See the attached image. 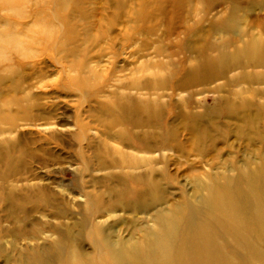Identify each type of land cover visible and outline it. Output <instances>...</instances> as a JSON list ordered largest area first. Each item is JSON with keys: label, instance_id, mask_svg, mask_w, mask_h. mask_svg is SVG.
I'll list each match as a JSON object with an SVG mask.
<instances>
[{"label": "rangeland", "instance_id": "obj_1", "mask_svg": "<svg viewBox=\"0 0 264 264\" xmlns=\"http://www.w3.org/2000/svg\"><path fill=\"white\" fill-rule=\"evenodd\" d=\"M261 60L264 0H0V264H158L264 175Z\"/></svg>", "mask_w": 264, "mask_h": 264}, {"label": "bare ground", "instance_id": "obj_2", "mask_svg": "<svg viewBox=\"0 0 264 264\" xmlns=\"http://www.w3.org/2000/svg\"><path fill=\"white\" fill-rule=\"evenodd\" d=\"M258 65L264 66V60ZM218 195L207 214L188 212L180 228L167 223L162 225L165 235L162 242H157L158 264L239 263L235 262V254L239 252L230 249V244L249 254L248 264L254 259H264V175L247 186L220 187ZM248 195L254 197V201L247 199ZM97 230L102 233L101 228ZM221 234L230 236L229 244L221 240ZM65 244V238L61 236L51 253L38 255L29 264H79L66 256ZM111 246L107 242L105 248L111 251ZM125 257L122 254L121 262L117 264H136L129 263Z\"/></svg>", "mask_w": 264, "mask_h": 264}]
</instances>
